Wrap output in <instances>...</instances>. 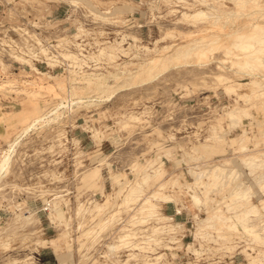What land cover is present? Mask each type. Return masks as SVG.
<instances>
[{
  "label": "rangeland",
  "instance_id": "rangeland-1",
  "mask_svg": "<svg viewBox=\"0 0 264 264\" xmlns=\"http://www.w3.org/2000/svg\"><path fill=\"white\" fill-rule=\"evenodd\" d=\"M10 144L0 264H264V0H0Z\"/></svg>",
  "mask_w": 264,
  "mask_h": 264
},
{
  "label": "bare ground",
  "instance_id": "bare-ground-1",
  "mask_svg": "<svg viewBox=\"0 0 264 264\" xmlns=\"http://www.w3.org/2000/svg\"><path fill=\"white\" fill-rule=\"evenodd\" d=\"M246 2V1H245ZM239 4V3H238ZM242 7V6H241ZM198 14V13H197ZM196 14V16H197ZM201 16H203V18L205 17V13H201L200 14ZM198 19H200L199 17H196ZM254 26V25H253ZM239 39L241 40H244V42H242V46L244 48H248V47H251V43L253 41H257L258 38L255 34L253 35H239L238 36ZM259 42L262 43V38L258 40ZM217 42V41H216ZM261 45V44H260ZM263 45V44H262ZM238 47V46H237ZM243 49V48H242ZM259 49V48H258ZM260 51V50H259ZM213 52V51H212ZM191 54L190 50H179L175 56V59H180V58H183L187 55ZM253 54V53H252ZM205 55V52H202V56ZM237 55V54H236ZM238 58V56H237ZM163 61V60H162ZM166 61V60H165ZM153 63V62H152ZM158 63V61H157ZM249 63V62H248ZM169 64V63H168ZM151 65V64H150ZM157 65V64H156ZM249 65V64H248ZM247 65V67H248ZM153 66V65H152ZM158 66V65H157ZM167 66V65H166ZM165 68V67H164ZM257 72V71H256ZM151 74V73H150ZM251 74V73H250ZM153 75V74H152ZM220 77V76H219ZM222 77V76H221ZM224 78V77H222ZM223 80V79H222ZM221 80V81H222ZM69 101V100H68ZM74 103V102H73ZM71 104V103H70ZM64 108V107H63ZM50 119V118H49ZM45 120V117L39 115V116H35L33 117V119L30 121V123L28 124L27 128L25 129V133H28L30 130H33L34 127H36L39 123H41L42 121ZM51 121V120H50ZM46 123V122H45ZM24 133V134H25ZM17 144V143H16ZM11 145V144H10ZM14 148L16 149V146L15 144L14 145H11L10 149L1 157V160H0V179L1 177L3 176L2 174L4 172H6V170L8 169L9 165H10V161H11V158H12V153L14 152ZM16 151V150H15ZM251 166V165H250ZM253 166V165H252Z\"/></svg>",
  "mask_w": 264,
  "mask_h": 264
}]
</instances>
